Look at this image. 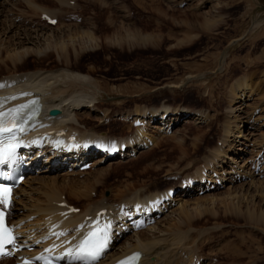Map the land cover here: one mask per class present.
<instances>
[{
	"label": "rangeland",
	"instance_id": "1",
	"mask_svg": "<svg viewBox=\"0 0 264 264\" xmlns=\"http://www.w3.org/2000/svg\"><path fill=\"white\" fill-rule=\"evenodd\" d=\"M8 1H11L10 6H13L10 9L12 8L14 13L20 10L27 11L22 0ZM71 1L69 0L70 5L66 8L64 5L59 6L58 0H36L39 6L51 9L61 7L60 9L67 12L71 11L72 17L67 18L69 22L63 18L60 29L48 23L45 27V21L39 18L38 12L36 13L38 17H29L26 23L21 21L17 22V25L22 28L21 30L29 29L32 32L34 30L40 35L43 33L46 38L54 35L57 38L61 35L64 37L65 33L69 34L67 33L69 29L74 33H81L80 29L93 31L98 40L100 39L99 42L106 35L117 41L121 35L117 31L129 29L132 34L152 35L157 40L153 39L146 45L141 44L145 45L141 46L142 48L129 46L124 42L121 44L123 46L112 44V48L108 49L111 52L100 50L98 47L85 50L76 45L79 49H76L78 55L86 56L81 63L86 68H81L80 72L90 76L102 91L93 98L91 89H78L74 94L86 95L90 98L87 102L92 100V104L84 106L81 110L69 111L67 115L62 110L64 116L59 120L62 121L61 125L75 127L72 128L74 134L80 131L81 134L87 131L88 133L100 131L104 137L118 140L135 136L138 130L142 129L149 136H154L157 144L142 147L139 153L131 157L124 156L125 152L130 150L125 148L120 154L115 155H119L121 159L119 156L112 159L113 156L110 158L112 160L98 163V160L102 158L104 160L102 156L104 151H99L90 157L91 167L87 170H75L76 172L66 175L65 169L50 173L43 167L40 169L41 174L33 177L46 178L45 181L56 178L59 184L54 186L57 187L55 190L60 194V199L68 200L84 212L102 200L106 201L110 208H119L120 204L127 205L129 199H136L139 194L151 196L173 189L172 197L170 194V197L166 196L160 202L162 209L158 210L156 223L142 228L137 233L126 231L125 238L121 229L118 236H122V239L114 246L116 250L114 248L111 250V255L113 253L120 255L123 249L135 245L139 236L144 234L151 242L158 243L155 247L156 253L151 252L150 259L148 257L150 264H162L164 259L179 264H194L185 257L187 255L201 256V264H262V262L264 264V257L262 262L259 260L260 263H250L251 254H247L242 262L235 260L234 262L230 257V252L234 247L237 248L241 237L257 235V238L264 241V225L263 229L256 228L245 220H237L249 208L264 213V0ZM110 16L116 24L112 29L109 27ZM207 18L212 24L204 26ZM203 19H206L205 22ZM106 23L109 28L106 27ZM0 27L5 28L4 24H0ZM123 32L126 33L125 30ZM0 38L6 37L1 36L0 32ZM191 41L193 43L185 46L184 43ZM24 46H16L17 51L13 52L21 54L26 53L28 49L30 51L34 49L28 42ZM44 49L42 48V51H46ZM97 49L100 51L97 58H94L95 54L94 57L89 55L98 53ZM7 55L2 54L0 50V58L5 59ZM48 56L50 57L43 58L35 64L39 70L42 67L43 70L63 69L57 61L59 58L56 54L49 53ZM109 56L110 61H107ZM11 62L7 61L8 67L0 66V84L1 79L8 77L9 72H12L10 76L22 78L20 77L22 72L15 70ZM244 80L247 82L245 85L251 89L248 88L246 91L241 87L242 89L238 91L236 84ZM51 81L48 83H52ZM161 105L174 111L169 115L173 118L170 128L166 131L158 129L164 127L162 126L164 115L157 119L145 117L146 123H143V116L135 113L137 108L151 110L160 108ZM125 114L129 119L127 121L121 118ZM197 115H204L206 119L204 117L203 122L196 120L194 122L192 119ZM139 119L143 126L136 124ZM60 122L57 123L60 125ZM153 125H157L155 127L158 128ZM196 141L197 146H200L194 149ZM177 142H182L186 146L180 143L184 149L191 148L188 151L190 159L180 155ZM168 154L172 155V158ZM193 155L195 157L191 158ZM179 159L185 160L181 162ZM119 167L120 171L111 174L113 176L108 173ZM146 168L149 170L144 172ZM101 172L103 175H100ZM97 180L102 183L99 184ZM79 182H85L88 187L77 185ZM30 183L24 185V191H20L16 196L11 220L16 219L17 223L21 224V231L24 234L50 235L47 233L50 225L44 218H50L52 215L47 207H57L49 197V194L53 196L55 190L52 189L53 191H50L52 193L48 192L52 183L48 184V189L40 186L37 180H30ZM38 188L42 190L38 191ZM80 190L82 193L87 190V193L77 196L71 194ZM35 202L37 208H31ZM239 206L242 212L234 209ZM183 207L186 211L184 214ZM39 208L44 209L42 213H36L39 212ZM127 208L128 210L122 211L123 214H120L116 224L124 226L128 217L132 219L134 209L128 205ZM118 211L120 210L117 209ZM30 212L35 213L29 216ZM16 214L19 216L15 218ZM50 221L56 222L57 216ZM75 226L68 229L69 233L66 236L74 235L72 232ZM177 230L188 233L186 241L181 246H173V233ZM55 238L65 240L67 237H63V233L59 232ZM47 239L48 237L43 238V243ZM249 243L250 241L247 242ZM251 246L253 249L259 247L258 244ZM262 246L264 247V242ZM258 257L261 259L260 255ZM2 261L0 264H16L13 259Z\"/></svg>",
	"mask_w": 264,
	"mask_h": 264
},
{
	"label": "bare ground",
	"instance_id": "2",
	"mask_svg": "<svg viewBox=\"0 0 264 264\" xmlns=\"http://www.w3.org/2000/svg\"><path fill=\"white\" fill-rule=\"evenodd\" d=\"M22 1L26 4L27 11L20 10V12L14 13V10H12V8L10 9V7L13 6V5L10 6L11 1L0 0V24H2V25L4 24V26H5V28L0 27V32H1V36L6 37L5 39L0 38V50H1L2 54L3 53H5L6 55L8 54L5 59H4V57L0 58V66L3 67V65H5L8 67L9 63H7V61L11 60L14 64L13 65V67H15L14 69L22 72V74H20V77H22L21 79H17L16 75L10 76L9 74H11L12 72L8 73V77H4L1 79L2 82L0 84V110H4L8 107H13L14 105H16L18 103H26L28 100H31L33 98H39L40 99L41 104H42V108H43L42 113H41L39 119L37 120V122L30 126L29 139H27V136L23 137V138L28 141L27 144L29 143L30 146H33V148H31L33 150V152H35L36 155L38 154L40 156L43 154V150L40 148L39 143L44 141V140L47 143H49L48 148L46 150V151H48L47 155H46V153H45V155H43V156H45V159H48V163L46 164L47 169L51 168V172L54 170H57V168L52 167L50 165L53 162V160L59 161L61 163L60 165H63V167L68 166V168L74 167V169H77L75 167H78V166L81 167L82 166L80 161H83V164H85V161L87 159H91L90 157L96 155L95 153L97 151L98 152L104 151L102 156H104V160H106V159L112 158L113 156H115L117 154H120V152L122 150H124L125 148H130V150L126 151L129 153V155L126 154L124 156H130L131 157L132 156L131 154L135 155V154L139 153V150L142 149V147H148V146L150 147L151 144L152 145H155V143L157 144V141L154 138V136H149L148 134H146V132L144 130L139 129V128H138L139 130L135 134V136H132L131 138H128L129 137L128 136L126 139L118 140V139L112 138V137H104L105 135L103 136V134L100 133V131L99 132H92V133H88V131H87V133L83 132V134H81L80 133L81 131H80L78 134H74V131L72 130V128H75V127H72V128H70V126L66 127V124L64 123V121H63V123L65 125H63V124L61 125L62 121L61 122L59 121L60 118H62L64 116V113L67 115V112H69V111L81 110L84 108V106H86V105L89 106V104H92V100L87 102L89 97H86V95L82 96V94H79V93H77L79 95L74 94V93L78 92V89H80V88H84V89H88V90L91 89L92 90L91 96L93 98L100 91H102V90H100V88H98L96 86V82L94 80H92V78H90V76L84 75L80 72L81 68H86V66L81 64L85 60L86 56H84V55L79 56L78 55V52L76 50L78 48H76V45H80V47L84 48L85 50H87V49L89 50L91 48L93 49V48L98 47V49H100V50H107V51L111 52L108 49L112 48V44H115L117 46H119V45L123 46L121 44H122V42H124V44H127L129 46L135 45V46H140V48H142L141 46L144 47L146 45V43L149 44L150 42H152V40L154 39V36L143 35L141 33L132 34L129 29H123V30L119 29L117 31V32H119V34H121L119 40L117 39V41H116V39H114V38L110 39V37H109L110 35L109 36L106 35L104 38H102V40H101L102 43H101V41L99 42L100 39L98 40V38L96 37V35L94 34L93 31L92 32L91 31H81L79 29V32H81V33H77V32L74 33L73 30H71V29H69L67 31V29L65 27L67 33H69L68 35L65 33V35H67L66 37H65V35H64V37L61 35L60 37L57 38V36L54 35L53 37L48 36L46 38V35H43V33H41V35H40L39 32L34 31V30H33V32L30 31L29 29H28V31L26 29L21 30L22 28L18 27L17 22L23 21V23H26L27 19L29 17L37 16L36 13L38 12L39 18L43 17V15H48L51 19L58 20V23L56 25L58 27H56V28L60 29L61 28L60 26L63 24L62 23L63 18L67 19L69 17H72L71 16L72 14H70L71 11L67 12V10L65 11L63 9H60L61 7L59 9H56V8L51 9V7L39 6L38 4H36V0H22ZM58 2H59V6L61 5L62 7L64 5L67 8V6L70 5L69 0H65V2H62V0H58ZM71 2H73V1H71ZM19 3H20V1H19ZM14 9H15V7H14ZM70 9H72V8L70 7ZM194 17H196V16H194ZM197 17H199V16H197ZM209 18H207L208 20L206 22L204 21L206 19H203V21L205 22L204 26H208L211 23ZM196 19H198V18H196ZM109 20H110V24H111V25H109V27L111 26V29L115 28L116 24H114V22L112 21L111 16L109 17ZM68 22H69V20H68ZM99 22H100V20H99ZM107 23H106V27H107ZM213 25H216V24L213 23ZM44 26L46 27L45 23H44ZM75 26H77V25H75ZM109 27H107V28H109ZM67 28H68V26H67ZM81 29H82V27H81ZM124 30L126 31V33L123 32ZM34 33H36V35H33ZM10 34H12V35H10ZM66 38H68V40H65ZM16 40H18L19 42L17 43ZM154 40L156 41L157 39H154ZM107 41H110V42L108 43ZM14 42H16V43H14ZM27 42H28V44L33 45L34 49L32 51H30L28 49L26 51V53L23 52L21 54L18 52H13L18 48L16 46H22L23 47L24 44H27ZM42 42H43V44H42ZM44 42H45V45H47V46L44 45ZM125 42H127V43H125ZM190 43H193V41L187 42L184 44H185V46H188V44H190ZM141 44H145V45H141ZM40 45L44 46V47H42L43 49L46 47L44 49L46 51H42V48L40 47ZM156 45L158 46L157 43H156ZM69 46L72 47L74 51ZM12 47L14 49H12ZM68 47H69V49L67 50ZM35 48H37V49L35 50ZM121 48H124V47H121ZM156 48H158V47H156ZM98 49H97L98 53L95 52V53L89 54V55L94 57V54H95L94 58H97L98 54L100 53V51ZM119 49H120V47H119ZM129 49H130V47H129ZM9 51H10V53H9ZM123 51H125V50L123 49ZM49 53H53V54L57 55V57L59 58V59H57V61H58V63H60V65H61V67H63V69L57 70V68H46L45 70H43L44 67H42V69L39 70L38 67H36L35 64H37V62L42 61L43 58H49L50 57V56H48ZM127 55H129V54H127ZM78 57H80V58H78ZM130 57L131 56H129V58ZM32 59H33V61H32ZM106 60L110 61V56H109V59L107 58ZM26 66L28 68L24 69V67H26ZM5 71H6V69H5ZM5 75H7V74H5ZM51 80H54V82H52ZM49 81H51L52 83H48ZM245 83L247 84V82H245V80H244V82L239 81L236 84L237 90L240 91V89H242L241 87H243V89H245L247 91V89L250 87L245 85ZM105 89H108V88H105ZM105 89H103V90H105ZM94 107H95V105H94ZM94 107H90V108H94ZM52 109L59 110L60 115L59 116L56 115V117H50L48 112ZM62 110L64 111V113ZM135 113L139 116L140 115L143 116L142 117L144 120L143 123H146L145 119H144L145 117H146V119H148V118L157 119V118H159L160 115H164L163 116V118H164L163 122L164 123H162V124H164V125H162L164 127H159V128L155 127L157 125H153V127H155L156 129L158 128L160 130L166 131V130H168V128H170L171 121L173 118V117H169V115L174 113V111L165 105H163V106L161 105L160 108H153L151 110H149V109L146 110L145 108H139V109L137 108ZM176 114L178 115L179 113H176ZM126 116L127 115L125 114L121 118L124 119V121H127L129 119ZM204 117H205L204 115L203 116L197 115L192 120H194V122H195V120H196V122L197 121L203 122V120L206 119V117L205 118ZM168 118H169V120H168ZM200 118H202V119H200ZM140 120L141 119H139V121L136 122L137 125L143 124L142 121H140ZM175 120L176 119H174V121ZM57 122H60V125ZM52 130L55 131L54 134L49 135L46 138H44L43 136L35 137V134L38 132H40L41 134H45V133H48ZM72 131H73V133H72ZM71 137L75 138L74 142L71 141ZM177 143L179 144V147H178L179 151L178 152L180 153V155L185 156L187 159H190L189 158L190 154H188V151L191 148L187 147L186 149H184L181 146V145H184L182 142H177ZM180 143H181V145H180ZM205 143H207V141ZM197 145L198 144L196 141V143L194 145V149L196 147L199 148L200 145L199 146H197ZM35 153H34V155H35ZM168 155H170V154H168ZM171 156L172 155H170V157ZM193 157H195V155H193L191 158H193ZM42 160H44V157ZM62 160H63V162H62ZM179 160L184 161L185 159L184 160L179 159ZM101 161L103 162V158L101 160H98V163ZM180 161H179V163H180ZM88 162H90V160H88ZM68 168L66 170H68ZM120 168L121 167H119L117 169L113 168V170L112 171L110 170L111 172L109 171L108 173L111 175L115 172V174H116L118 171H120L119 170ZM146 170H149V168H146L144 170V172H146ZM105 171H107V170H105ZM68 173L69 172H67L66 175H69ZM72 173H70V174H72ZM98 175H99V173H98ZM100 175H103V173ZM197 175H199V174H197ZM97 176H96V178H97ZM111 176H113V175H111ZM99 178H102V177H98V179ZM28 179L33 180V181H36V180L39 181L40 186H42L46 189H48L47 187H49L48 184L52 183V186L49 187L48 192L53 191L52 189H54V190L57 189V187H55V186H58V184H59V182L56 178L53 180L49 179L51 181L50 182V181H45L46 178L45 179L44 178L39 179L38 177L34 178L31 176L25 180V182H24L25 185L28 183L31 184L30 180H28ZM97 181L99 183V180H97ZM97 181H95V183ZM100 183H102V182H100ZM65 184H66V181H65ZM77 185L87 186L88 184H86L85 182H79V184H77ZM69 187L71 188V186H69ZM70 188H69V190H70ZM39 189L42 190V188H38L37 190L40 191ZM20 191H24V185L22 187H20L16 196H18ZM55 191H53V196H50V194L48 193L50 199H52L51 202L61 203V202L65 201V202L69 203L70 205H72V203L68 202V200L60 199V194L57 191L56 192ZM83 191H85V190H83ZM54 192H55V194H54ZM73 192H75V191H73ZM76 192H78V191H76ZM76 192L71 193V194H74L75 196H77V194L87 193V190L83 193H82V190H80L78 193H76ZM50 193H52V192H50ZM166 193L167 192H164L163 194L157 193L154 195L152 194L151 196L150 195L146 196L145 194H139L136 199H129L128 198L129 200L126 202V204L128 205V207H132L134 209L133 213L131 214L132 219L129 220V222L131 223L130 225H133L134 227L138 226L139 225L138 219L140 218V215L142 213H144V215L149 219V217L151 216L152 213H157L158 210L162 209V208H160V202L162 201L163 198L165 199L166 196L170 197V194L169 193L166 194ZM46 196H48V195H46ZM80 196H82V195H80ZM122 199H121V201H122ZM36 202H35V204L31 205V208H35L36 206H38L37 203H40V202H37V203ZM127 205H126V207H127ZM120 207L123 208V206H121V204H120ZM48 208H49L48 212L52 213V215L50 216V218L45 217L44 219H46L50 225L49 231L47 232L50 235H49L47 241L42 246V248H43V250H46L48 252H53V253L66 252L68 256H83L86 253V252L81 251V245H82V242H84V240L87 239V237L89 235L88 230L85 228L86 223H87L86 218L88 216H95L98 211L103 210V209H107V211H108L107 217L116 223L118 218L120 217V214L122 213V210H123V209L120 210L121 213H120V211L117 212V208H110V206L104 200H102L96 204H93L90 208H88L87 212L85 211L82 214H72V216L74 215L73 218H71L72 216L70 218H68L67 217L68 215H64V214L62 215L61 211L64 209H62L58 205H57V207L52 206V207H47V209ZM12 209H13V207H12ZM234 209L241 211L240 206L236 207ZM43 210L44 209L39 208V212H36V213H42ZM184 212H186V211H185V208L183 207L182 208V214H184ZM34 213L35 212H30V213H28V215L30 216ZM196 213H197V211H196ZM243 213H242L243 216L242 217L240 216V218L239 219L237 218V220L240 221L242 219V220H245L246 223H248V224H253L254 226H256V228H262V226L264 225V213H258L257 211L252 210L250 208L247 209ZM18 216L19 215L16 214L15 218ZM55 216H57V221L56 222L50 221L51 218H53V217L55 218ZM124 216H126V215H124ZM14 220H16V219H14ZM68 220H70V221H68ZM73 225H76L74 232H72L74 235L70 236L71 235L70 234L69 237L66 236V234L69 233V232H67L68 229H71V227ZM115 225H117V224H115ZM175 226H178V225H175ZM179 230H177L175 233H173V246L174 245H176V246L183 245V242H185L187 237H188V233L186 234L185 232H180ZM119 231H121V228H119L118 232ZM258 231H260V230H258ZM258 231H256V232H258ZM59 232L63 233V237H67V238L65 240H61V238H55V236ZM260 232L262 233L263 231H260ZM21 233H22V231L20 228V230L18 231V234L20 235ZM112 233L113 232L111 230L109 233V237L112 236V239H113L114 235ZM30 235H33V234L30 233ZM30 235H26L23 238L29 239ZM118 238H119V236L116 237L115 242L118 241ZM123 238H125L124 235H123ZM248 241H250L249 244H247ZM159 242H161V241H159ZM263 242L264 241H262L261 238H257V235H256V237H253V235H250V237H241L239 242H238V245H236L237 248L234 247L233 251L230 252V257L233 259V261L235 260L236 262H238V261L242 262V261H244V258L247 254H251L252 259H249V262L250 263L251 262L260 263V261L262 260V257H264V247L262 246ZM252 244H258L259 247L256 249L255 248L253 249L251 246ZM157 245H158V243L151 242L149 238H147L144 234H142L137 239V243L135 245H130L128 248L123 249V251H122V253H120V255L116 254V253H113L111 255L112 252L110 253V250L112 249V246H111V242L108 241V243L105 247V252L103 254V256L107 257V260H103L99 264L115 263L118 259L130 254L133 251H140V252L144 253L140 264H150L148 262V261H150V260H148V257L150 259V256H151L150 253L151 252L156 253L155 247ZM125 246H126V244H125ZM113 247H114V245H113ZM114 249L116 250L115 247H114ZM159 250H160V248H159ZM147 253L149 255H146ZM28 254H30V253H28ZM259 255L261 256V259H260V257H258ZM185 257L189 258V260L191 262L194 258V256H188V255ZM181 259H182V257H181ZM18 261H19V264H22L23 259H20ZM173 262L175 264H179V262L172 261L170 259H167V260L164 259L162 264H173ZM81 264H83V263H81ZM251 264H253V263H251ZM262 264H263V262H262Z\"/></svg>",
	"mask_w": 264,
	"mask_h": 264
},
{
	"label": "snow or ice",
	"instance_id": "3",
	"mask_svg": "<svg viewBox=\"0 0 264 264\" xmlns=\"http://www.w3.org/2000/svg\"><path fill=\"white\" fill-rule=\"evenodd\" d=\"M54 22V21H53ZM27 105L20 106L19 109H11L9 113H0V117L4 116H10L12 113H16L18 111L23 110L26 108ZM16 119L15 116H12V120L14 121ZM11 122V121H8ZM5 122L3 120H0V133L3 132H10L12 131L11 128H8L4 126ZM21 131L23 129H20ZM3 144V141H0V145ZM14 148L5 150L4 148L0 147V163L4 162L6 159H10L14 155ZM11 189L6 188L4 185L0 184V204H7L8 198L6 196H3V193H10ZM107 227V226H106ZM90 236H95V233L90 234ZM12 243V238L10 235L7 234V230L3 228V212L0 211V245L3 243ZM103 243L92 244L90 239H86L84 242H82L81 245V251L87 252V255L91 256L92 259H96L98 256V253L102 250ZM39 259V258H38ZM121 264H126V262H121Z\"/></svg>",
	"mask_w": 264,
	"mask_h": 264
},
{
	"label": "water",
	"instance_id": "4",
	"mask_svg": "<svg viewBox=\"0 0 264 264\" xmlns=\"http://www.w3.org/2000/svg\"><path fill=\"white\" fill-rule=\"evenodd\" d=\"M59 114H60V111L59 110H56V109L51 110V112H50V115L51 116H56V115H59Z\"/></svg>",
	"mask_w": 264,
	"mask_h": 264
}]
</instances>
